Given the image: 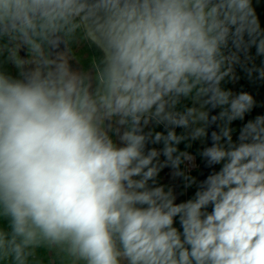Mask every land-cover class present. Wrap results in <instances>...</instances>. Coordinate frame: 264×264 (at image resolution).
<instances>
[{"label":"clouds","instance_id":"9594fccd","mask_svg":"<svg viewBox=\"0 0 264 264\" xmlns=\"http://www.w3.org/2000/svg\"><path fill=\"white\" fill-rule=\"evenodd\" d=\"M260 89L253 0H0V264H264Z\"/></svg>","mask_w":264,"mask_h":264},{"label":"flooded vegetation","instance_id":"af4514ba","mask_svg":"<svg viewBox=\"0 0 264 264\" xmlns=\"http://www.w3.org/2000/svg\"><path fill=\"white\" fill-rule=\"evenodd\" d=\"M260 18H261L262 21H264V0H263V3H262V10H261ZM253 51H254V49H253ZM257 62H259V61H257ZM243 83H247V82L245 81ZM234 87L238 88V87H240V85H236ZM249 87L251 88V86H249ZM251 90L255 91L254 88H252ZM259 98L260 99H264V89H260V97ZM262 112H264V108L256 109L252 115H256V114H259V113H262ZM250 118H251V116H249V119Z\"/></svg>","mask_w":264,"mask_h":264},{"label":"water","instance_id":"95a60500","mask_svg":"<svg viewBox=\"0 0 264 264\" xmlns=\"http://www.w3.org/2000/svg\"><path fill=\"white\" fill-rule=\"evenodd\" d=\"M262 3H263V0H253V5L256 9L258 16L261 15ZM205 143H207V142H205ZM201 146H203V144ZM207 172H208L207 169L202 168L200 173H199L200 178L202 179L205 175H207Z\"/></svg>","mask_w":264,"mask_h":264}]
</instances>
